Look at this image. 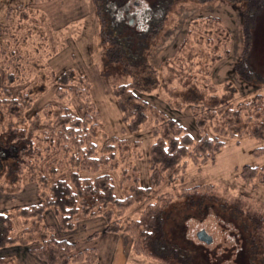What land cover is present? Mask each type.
<instances>
[{"label":"rangeland","instance_id":"374dc122","mask_svg":"<svg viewBox=\"0 0 264 264\" xmlns=\"http://www.w3.org/2000/svg\"><path fill=\"white\" fill-rule=\"evenodd\" d=\"M232 1L233 3H229L228 0H197L193 3L192 0H182L175 2L165 16H161L160 12L151 15L154 22L159 20L160 23L157 38H153L157 32L152 31L155 33L152 34L149 45L145 48V57L139 54L132 55L134 61L130 60V65H126L122 63L124 61L111 57L114 52H119L112 48L119 45V40L125 46L131 44L128 40L132 37H121L118 29L121 31L125 28L129 32L131 29H138L142 22L139 10L132 8L128 19L126 18L122 23V21L117 22L118 14L114 16L115 13H119L114 9L115 0L105 2L106 12L100 8L102 0H0V47L2 48L0 98L9 99L17 93H29L32 104L24 115L27 119H32L39 112V119L42 121L45 120L44 113L48 104L67 108L75 115L82 114L86 106L83 96L79 93L85 96L84 92L87 90L98 112V118L96 116L94 118L97 119L104 133L126 139L132 147L127 152V156L126 153H121L126 159L119 163L120 170L114 171L112 168L102 167L100 172L111 173L118 196L129 193V185L135 176L141 186L150 185L151 188L142 200L131 203L123 213H118L115 206H110L112 219L119 218V223L126 227L130 222L138 220L145 206L156 202L161 195L164 196L165 201L172 200L180 208L184 204L183 201L192 196L191 199L199 200L201 203L194 204L190 201L191 205L187 204L183 209L190 213H186V217L180 222L181 216L177 219L183 226L182 230L188 241L184 242V246L193 252L192 259L195 264H241L237 261L239 248L242 245L239 233L241 223L236 219L238 216L232 221L229 219L228 211L216 207L219 213L212 208L205 212V206L202 205H210L212 201L209 198L215 197L212 198L213 201L219 198L231 205L233 202L243 211L264 208V181L254 178L247 183L239 176L243 165L260 167L264 163V156H257L252 152L255 147L261 146L264 140L251 135L249 129L241 134L217 133L213 122L207 123L203 130L200 129L196 123V116L188 104L178 106L174 103L177 100L174 99L171 102L168 94L151 81L150 92L141 94L148 102V106L162 112L165 117L177 121L194 140L206 133L224 143L213 160L194 163L191 159H186V164L177 174L171 178H164L158 185L152 186L149 150L157 134L155 129L161 124V121L155 118L161 117L158 115L154 117L147 108L146 120L137 129H128L111 88L113 84L132 81L133 78L141 81L140 75H145L147 78L150 69L145 68V62L149 61L153 69H157L160 68L161 60L174 55L188 18L201 13L204 15L211 13L217 16L230 31L232 42L229 52L224 53L212 64L207 78L214 84L218 93L223 89L225 81H231L235 89L234 103L250 100L256 94H261L264 98V8L256 15L254 27L251 28V44L245 54L249 79H244L235 67L236 59L243 56L242 30L239 23L241 15L238 8L243 6L244 0ZM8 7L11 14L6 18L5 9ZM25 11L26 19L23 15ZM20 15H23V19L19 17ZM130 18H134V23L127 25L129 20L132 21ZM14 21L15 25L9 28L10 33L14 34L4 40L6 34L2 26ZM162 24L164 29L161 27ZM110 25L118 32L114 33ZM116 35L120 39H115ZM110 37H113L112 42L109 41ZM141 42L139 41V44ZM109 45L113 47L107 48ZM67 69L75 70L88 80L85 91L83 89L77 91V86L80 84L70 81L60 88L63 89L62 93L58 92L60 84L57 77ZM160 71L163 72L161 69ZM151 78L155 80L154 77ZM141 83L147 86V83ZM5 91L10 95L4 96ZM1 128L2 124H0ZM39 137L36 139V144L41 147L42 141ZM121 170L126 171L129 177L125 179ZM50 177L48 175L50 181L55 178ZM122 178L125 181L120 182ZM38 184L40 183L30 179L24 180L17 186L0 178V212L13 214L18 206L37 203ZM176 205L164 208L167 213H171L170 218L167 217L164 222L167 231H174L175 226L171 225V220L172 217L176 218L179 210L175 209ZM13 220V235H16L23 228V219L13 214ZM41 221L42 224L50 227L51 233L58 239L73 242L77 250L90 248L97 243V247H94L97 254L96 264H165L161 260L134 252L129 230L122 229L118 232L105 230L107 218L104 215L78 219L72 229L63 230L59 228L52 208L47 207ZM200 229H204L212 236L210 243H205L196 237ZM182 230L172 232L171 239L179 237ZM1 256L12 257L16 264H46L31 253L27 246L19 243L0 248ZM112 256L113 259L110 260ZM114 257L115 261H113ZM73 264L92 263L81 261Z\"/></svg>","mask_w":264,"mask_h":264},{"label":"trees","instance_id":"16d2710c","mask_svg":"<svg viewBox=\"0 0 264 264\" xmlns=\"http://www.w3.org/2000/svg\"><path fill=\"white\" fill-rule=\"evenodd\" d=\"M241 8L239 23L242 30L243 56L236 59L235 67L244 79H249L245 54L251 44V28L254 27L256 15L264 8V0H245ZM5 10V17L9 18L10 7ZM23 13L26 19L27 12ZM23 15L19 17L23 19ZM15 21L2 26L6 34L4 40L14 34L10 33L9 28L15 25ZM231 42L230 31L217 16L211 13L193 15L186 22L176 52L170 58L161 60L160 68L153 69L146 57L145 68L150 69L147 78L140 75L141 81L133 78L132 81L113 84L111 89L128 129L135 130L146 120L147 108L154 117H161L155 118L161 124L155 129L157 134L149 150L152 186L177 174L186 164V159H191L194 163L213 160L224 143L206 133L194 140L177 121L148 106L141 94L150 92L151 81L168 94L171 102L174 99L178 106L188 104L200 129L203 130L207 123L213 122L217 133L241 134L249 129L251 135L264 140L263 96L256 94L250 100L234 103L235 89L231 81H225L223 89L218 93L207 78L212 64L229 52ZM139 45L132 47L127 44L122 46V50L121 46H117V49L113 47L112 49L119 52L110 53L111 57L130 65L129 61H134L132 53L134 56L146 55V46ZM151 77L155 80H151ZM57 81L60 84L59 93L63 92L60 88L70 81L80 84L77 91H85L88 82L73 69L61 72ZM141 82L147 83V86ZM84 93L85 96L79 93L86 106L82 114L75 115L67 108L48 104L43 122L39 119V112L32 119H27L24 115L32 104L29 93H17L9 99L0 98V178L17 186L30 179L40 183L39 201L18 206L13 213L23 219V228L19 234L13 235V214L0 212V248L13 243L22 244L46 264H73L81 261L96 264L95 246L77 250L73 242L58 239L51 233L49 226L42 224L44 210L51 207L60 229H72L78 219L104 215L107 218L105 230L108 232L122 229L130 231L134 252L161 260L165 264H195L192 259L193 252L184 246L181 236L172 240L171 233L164 227L166 218L169 219L171 214L164 208L175 207L176 204L172 200L165 201L163 195L156 202L148 203L141 217L126 227L119 223V218L112 219L110 206H115L118 213H123L131 203L142 200L151 188L150 185L141 186L134 174L129 193L118 196L111 173L100 172L102 167L120 170L119 163L126 159L127 152L132 147L126 139L104 133L94 118L98 116V112L90 94L88 95L87 90ZM8 95L10 93L5 91L4 96ZM37 137L42 141L41 147L36 144ZM252 152L257 156H264V142ZM121 153H126V156ZM126 171L121 170L125 179L129 177ZM47 174L55 177L54 180L50 181ZM239 176L247 183L254 178L264 181V163L260 167L243 165ZM124 178L120 182L125 181ZM191 198L192 196L185 199L181 208L176 205L175 209L183 211L190 201L201 203ZM212 198H209L214 206L212 209L218 207L228 211V216L234 221L235 216H238L236 219L253 243L252 251L257 256L261 255L263 261L264 208L253 207L252 211H243L233 202L231 205L223 199L217 198L213 201ZM236 211L239 213H235ZM178 216L179 213L175 220H178ZM173 218L171 225L177 227ZM0 264L16 263L10 256H1Z\"/></svg>","mask_w":264,"mask_h":264},{"label":"flooded vegetation","instance_id":"af4514ba","mask_svg":"<svg viewBox=\"0 0 264 264\" xmlns=\"http://www.w3.org/2000/svg\"><path fill=\"white\" fill-rule=\"evenodd\" d=\"M106 1H110V0H102L101 2V10L106 12ZM177 1H182V0H115V6L114 9L118 10L119 13H115L114 16L116 17L117 15V22H121L124 23V20H126V18L128 19V14L129 11H132V8H135L137 10L140 11V15L142 18V22L139 24L140 27L138 29H131L130 32L128 30H125V28L121 29V31L118 29V33H120L119 35L123 38H126L128 36L132 37V39L134 40L132 42L131 39V46L133 47V45L138 46L139 41H142L141 44L139 46L143 47V46H147L148 42L151 39V36L153 33L158 31V27L160 26L159 20L154 22L153 18L151 17V15H155V13L160 12L161 16H165L167 12H169L172 8V5L177 2ZM185 1V0H184ZM193 3H196L197 0H192ZM243 1V0H241ZM229 3H233L232 0H228ZM243 3H245V0L243 1ZM241 9L242 8H238L239 10V14L241 13ZM122 11H125L122 12ZM106 16V14H105ZM132 21H128L127 25H132L134 23V18H130ZM156 23V24H155ZM154 26V27H153ZM161 27L163 28V24L161 25ZM165 28V27H164ZM163 28V29H164ZM110 29L113 30L112 26L110 25ZM155 31V32H152ZM114 33H117L116 31L113 30ZM121 34H124L123 36ZM158 32L155 33V35H153V38H157ZM120 39L117 35L115 37V39ZM111 40H109L110 42H112L113 37H110ZM119 45H115V49H117V46L120 47L124 46L122 41L119 40ZM144 41V42H143ZM147 42V43H146ZM138 43V44H137ZM111 45H109V48L111 49ZM122 50V47H120ZM134 50V48L132 49ZM132 55H134V53H132ZM194 204H197L196 201L192 202ZM199 204V203H198ZM191 205V204H190ZM205 206V212L208 209L214 208L213 204L210 205H202ZM177 211V210H176ZM214 211L216 213H219V209H214ZM177 213H182L180 214L181 218H179V222L180 220L184 219V217H186V213H190V212H186V211H182V210H178ZM224 214V213H223ZM226 215V214H224ZM230 220L233 221V218H230ZM173 222L178 225L177 227H174V231H169V233L175 232V230H182V227L178 220H175V218H173ZM239 233H240V237L242 239V245H240V253H238V259L237 261L240 262L241 264H264V260H261V255H256L254 253V251H252L253 248V243L250 240V236H247L246 232L244 231V229L241 227L239 228ZM179 235L181 236V239L183 240V242L187 243V239H186V235L184 233V230L181 231V233H179ZM243 235V236H242ZM197 237V236H196ZM187 248V247H186ZM241 258V259H240Z\"/></svg>","mask_w":264,"mask_h":264},{"label":"water","instance_id":"95a60500","mask_svg":"<svg viewBox=\"0 0 264 264\" xmlns=\"http://www.w3.org/2000/svg\"><path fill=\"white\" fill-rule=\"evenodd\" d=\"M196 236L205 243H210L212 241V237L204 229L198 230Z\"/></svg>","mask_w":264,"mask_h":264},{"label":"crops","instance_id":"0c3cea01","mask_svg":"<svg viewBox=\"0 0 264 264\" xmlns=\"http://www.w3.org/2000/svg\"><path fill=\"white\" fill-rule=\"evenodd\" d=\"M94 246L97 247V243H96V245L94 244ZM112 259H113V256H112V258L110 260H112ZM115 259L116 258L114 257V260L113 261H115Z\"/></svg>","mask_w":264,"mask_h":264}]
</instances>
